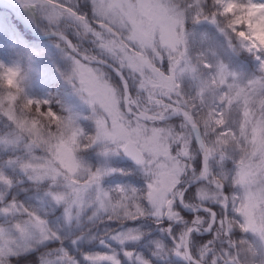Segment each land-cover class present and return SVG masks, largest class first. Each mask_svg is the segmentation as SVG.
I'll return each mask as SVG.
<instances>
[{"label": "snow or ice", "instance_id": "snow-or-ice-1", "mask_svg": "<svg viewBox=\"0 0 264 264\" xmlns=\"http://www.w3.org/2000/svg\"><path fill=\"white\" fill-rule=\"evenodd\" d=\"M16 3L39 10L58 38L70 62L61 75L91 123L81 127L73 114H58L51 99L17 104L11 90L19 87L20 68L0 63L6 89L0 115L11 125L3 142L22 149L3 162L21 175L0 169V264L38 249V264H80L72 247L138 241L146 218L171 238L155 240L157 256L174 253L185 264H241L242 258L257 264L261 255L264 264V247L255 243L264 246V0H212L216 11L207 0ZM189 19L217 24L230 46L235 37L259 62V74L240 83L222 62H208L203 52L193 57ZM62 22L81 43L68 38ZM85 40L90 47L82 46ZM186 76L196 81L194 92L182 85ZM92 149L102 158L94 166L80 155ZM116 156L132 167H112ZM135 173L143 187L102 183ZM24 181L27 187L18 188ZM29 188L41 203L20 197ZM197 233L210 234L199 247ZM237 233L243 235L236 239ZM81 255L87 264H121L114 249ZM123 255L131 264H149L133 251Z\"/></svg>", "mask_w": 264, "mask_h": 264}, {"label": "rangeland", "instance_id": "rangeland-1", "mask_svg": "<svg viewBox=\"0 0 264 264\" xmlns=\"http://www.w3.org/2000/svg\"><path fill=\"white\" fill-rule=\"evenodd\" d=\"M9 1L16 3V0ZM207 3L210 5L212 4L209 1H207ZM77 4H79L81 7L86 6V0H77ZM41 17L42 14L39 11V18ZM219 18L220 17H218V20H220ZM10 25H12V21L9 15L4 10L0 9V49H4L6 54L12 59L7 61V66H17L20 68V84L29 97L34 98L41 96L44 86L50 78V74L46 73L42 69L33 54L38 53L51 61L54 70L61 75V73L68 70L70 63L65 55V50L63 49L62 45L61 47L57 46L58 38L56 36L42 38L41 40L43 42L38 44L36 47L29 45L26 46L25 44L23 46L20 44L18 47L8 45L4 39V33ZM60 27L66 33L68 32L72 34L73 32V29L71 28L65 29L63 22L61 23ZM35 28L37 27L35 26ZM47 29V22L43 21V23H41L40 30ZM188 31L190 52L193 57L203 52L206 55L208 62L213 64L222 62L230 72L236 74L240 83H245L248 79L259 74V62L255 59V57L244 49L240 48L239 42L234 39V37L232 38V46H230L229 38L220 31L217 24H195L188 26ZM85 47H90L89 42L85 44ZM93 50L95 51V49ZM108 71L110 72V70ZM62 77L64 78V76ZM64 81L67 86L68 93L67 102H65L64 105H61L63 106L64 110H53L63 115L71 113L77 118V121L81 127L89 126L91 122L85 119V117L88 115L87 107L82 104L65 78ZM182 85L185 87L186 91L194 92L196 81L193 80L191 76H186L182 81ZM10 127V122L6 119V117L0 115V150L6 152L5 157L3 156L2 159H7L9 156L17 155L22 152V149L19 148V144H5L3 142L6 138L5 133L8 132ZM80 155L83 156V159L87 163L93 166L102 162V158L98 155L97 149L88 150L84 153H81ZM197 159H199V157H197ZM3 162L4 161L0 160V169H2L5 173L6 167H10L11 170L15 171V173H19V175H21L18 169H15L11 165H5ZM109 163L114 168L132 167V163L126 161L123 156L113 157ZM230 164L231 162L229 161L228 165ZM14 176H17V174ZM102 183L105 187H110L115 184H132L138 188L144 186L143 177L139 173H135L128 177H124L119 174L107 176L103 178ZM27 185V181H24L17 187H27ZM33 192L34 190L29 188L27 193L20 192L19 195L22 199L30 198V202L32 203H41V201L38 199L39 193L33 196ZM44 206H47L46 203ZM56 214H59V209H57ZM161 227L162 226L155 225L151 218H146L141 225V231L144 233V235H142L138 241H128L125 242L124 245H120L115 241L106 242L110 245L106 247L96 240H86L78 243L75 247H72L70 251L80 261V264H87V261H85L81 255L82 252L111 253L113 249L117 252L118 258L121 259V264H131L128 258L123 255V250L133 251L134 254L143 256L149 261V264H175L174 261L181 259V257H176L174 253H168L163 256H157L154 254L156 251L154 243L155 240L159 239L165 244H169L171 239L166 232H162L160 230ZM101 228H103V225ZM206 234L209 233H204L201 235ZM242 235L243 234L241 233H237L235 238L239 239ZM248 238L250 240L254 239L251 235H249ZM255 243L257 244L258 249L264 247L259 241H255ZM199 246L200 244H198L197 247ZM219 246L221 247V245ZM261 258V255H258L256 257L257 262H259Z\"/></svg>", "mask_w": 264, "mask_h": 264}, {"label": "trees", "instance_id": "trees-1", "mask_svg": "<svg viewBox=\"0 0 264 264\" xmlns=\"http://www.w3.org/2000/svg\"><path fill=\"white\" fill-rule=\"evenodd\" d=\"M207 1L212 3V0H207ZM13 4L19 10H21L24 14H26L29 17V19L32 21V23L37 28H40L41 23H43V21L45 22V20L42 17L39 18V10L34 9L31 11H27V10L21 8L18 4H16V3H13ZM208 5H210V4L206 3V6H208ZM83 7H85V6H83ZM211 8H212V11H216V9L213 5L211 6ZM0 9L4 10L9 15V17L12 21V25H10L4 33V39L8 45L18 47L20 44H22V46L25 44L26 46L29 45V46L36 47L38 44L43 42L41 39H38V38L34 37L33 35H31L21 25V23L15 19V17L12 15V13L8 9L1 8V7H0ZM219 19L222 21L224 18L220 17ZM67 34L74 43H81L78 40V38H76L72 34H70L68 32H67ZM87 42L88 41H86V40L83 41L82 46L85 47V44ZM33 55L36 58L38 64L42 67V69L46 73L50 74V78L46 82L41 96H38L39 98L38 97H34V98L29 97V95L27 93H25V90L22 87L24 90L23 95L27 98L35 99V100L51 99L53 101L51 107L54 110H56V109H61V110L63 109L64 110L63 106H61V105L62 104L64 105L65 102H67V96H68L67 86L65 84L64 78L62 77V75H60L59 73H57L54 70V68L51 64L52 63L51 61H49L44 56H42L38 53L33 54ZM9 60H12V59L6 54L4 49H0V63L7 66V61H9ZM56 101H59V103H57ZM5 153L6 152H3L2 150H0V160L1 161L6 160V159H2L3 156L5 157ZM5 170H6V174L9 176H14L15 174L19 175V173H15V171L11 170L10 167H6ZM209 235L210 234H206V235L196 234V240L193 241V244L197 247L198 244H200V242H202V240H204V238L209 236ZM216 244L218 247H220L219 245L224 246V243H222L219 240L216 241ZM38 251H40V250L38 249L37 251H30V252H27L25 254L20 255L19 257H11L10 258L11 264H38V262L35 259ZM180 264H183L182 261L180 262Z\"/></svg>", "mask_w": 264, "mask_h": 264}, {"label": "water", "instance_id": "water-1", "mask_svg": "<svg viewBox=\"0 0 264 264\" xmlns=\"http://www.w3.org/2000/svg\"><path fill=\"white\" fill-rule=\"evenodd\" d=\"M0 6L7 8L13 14V16L16 18V20L18 22H20L22 24V26L25 27L29 31V33L33 34L37 38H43L45 36H51V34H49V30H46V31L37 30L35 28V26L32 24V22L30 21V19L25 14H23L11 1L0 0ZM68 38L71 39L69 36H68ZM124 158H125V160L130 161L129 158H127L125 156H124Z\"/></svg>", "mask_w": 264, "mask_h": 264}, {"label": "clouds", "instance_id": "clouds-1", "mask_svg": "<svg viewBox=\"0 0 264 264\" xmlns=\"http://www.w3.org/2000/svg\"><path fill=\"white\" fill-rule=\"evenodd\" d=\"M186 2H188V0H178V3L183 6ZM209 8H211V5H208ZM191 25H195V24H192L191 22V19H189L188 21V26H191ZM235 39V37H234ZM6 89L3 87V86H0V92H4ZM11 91L15 92L18 96V100H17V104H23L25 102V96L23 95V88L21 86V84L19 83V87L18 89H12ZM57 112V111H56ZM58 114L60 115H63L59 112H57ZM223 247V246H221ZM241 254H242V257H243V250H241ZM217 255H219V252H217ZM241 264H251V258H249V261H244L243 258L241 260ZM257 264H259V262H257Z\"/></svg>", "mask_w": 264, "mask_h": 264}, {"label": "bare ground", "instance_id": "bare-ground-1", "mask_svg": "<svg viewBox=\"0 0 264 264\" xmlns=\"http://www.w3.org/2000/svg\"><path fill=\"white\" fill-rule=\"evenodd\" d=\"M1 7V6H0ZM199 24H212L211 22H201V23H199ZM51 36H53V35H51ZM45 37H50V36H45ZM45 37H43V38H45ZM42 39V38H41ZM201 234H204V233H201Z\"/></svg>", "mask_w": 264, "mask_h": 264}, {"label": "flooded vegetation", "instance_id": "flooded-vegetation-1", "mask_svg": "<svg viewBox=\"0 0 264 264\" xmlns=\"http://www.w3.org/2000/svg\"><path fill=\"white\" fill-rule=\"evenodd\" d=\"M182 261V263L184 264L185 262L183 261V259L181 258V259H179V260H176V261H174L175 262V264H180V262ZM173 262V263H174Z\"/></svg>", "mask_w": 264, "mask_h": 264}]
</instances>
